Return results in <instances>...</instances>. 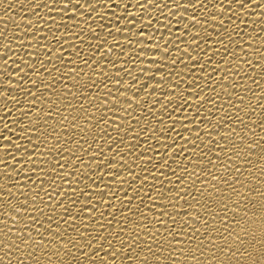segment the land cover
Segmentation results:
<instances>
[{
	"label": "snow or ice",
	"instance_id": "snow-or-ice-1",
	"mask_svg": "<svg viewBox=\"0 0 264 264\" xmlns=\"http://www.w3.org/2000/svg\"><path fill=\"white\" fill-rule=\"evenodd\" d=\"M0 3V264H264V0Z\"/></svg>",
	"mask_w": 264,
	"mask_h": 264
},
{
	"label": "bare ground",
	"instance_id": "bare-ground-1",
	"mask_svg": "<svg viewBox=\"0 0 264 264\" xmlns=\"http://www.w3.org/2000/svg\"><path fill=\"white\" fill-rule=\"evenodd\" d=\"M7 2H12L15 4V9L13 12L8 13V16H11L12 19L7 20L8 23V27L9 29H11V31H9V35L12 34V31H15L14 25H13V20H15L17 23H20L21 25H23L24 23H27V20H23L22 16L25 15H29L30 13H25L22 11L21 9V5L26 3L27 0H20L19 3L16 2V0H4V3ZM117 2H119V0H117ZM130 3H135V0H129ZM5 11H8L7 9H5ZM130 12H135L137 15H139L140 10L138 8H130L129 9ZM119 15V12L117 13ZM152 15H155V13H152ZM4 12H3V3H0V29H3L4 27ZM262 36H264V33H261ZM247 38V37H245ZM0 68H2V64H0ZM254 87V86H253ZM15 94V92H14ZM18 99H20V97H17ZM3 100L0 99V105H2ZM8 107L10 109H12V104L9 103ZM20 115V112L13 109L12 113L10 116H8L7 119H3V117L5 116V112L2 109V107H0V132H4L5 131V124L8 125V127L10 129H14V130H18L20 125L15 124L14 121H16L17 117ZM260 129H257V132H259ZM11 133L6 132L5 135H10ZM0 159H3V152L0 151ZM3 181H0V183H2Z\"/></svg>",
	"mask_w": 264,
	"mask_h": 264
}]
</instances>
